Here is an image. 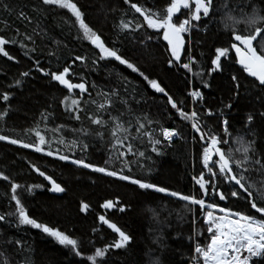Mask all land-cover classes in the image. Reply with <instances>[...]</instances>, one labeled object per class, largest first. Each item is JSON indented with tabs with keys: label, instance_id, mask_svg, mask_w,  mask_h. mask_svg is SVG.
Here are the masks:
<instances>
[{
	"label": "trees",
	"instance_id": "16d2710c",
	"mask_svg": "<svg viewBox=\"0 0 264 264\" xmlns=\"http://www.w3.org/2000/svg\"><path fill=\"white\" fill-rule=\"evenodd\" d=\"M76 2L86 14V22L102 34L109 46H115L149 78L157 79L175 100L183 102L181 107L185 110L197 107L188 92L199 89L203 93V100L199 104L215 114L203 119L214 130H219L220 120L226 118L230 122L233 136L245 135L246 139H250L244 125L246 116L254 115L256 119L251 127L260 137L257 147L264 148V120L259 117V113L264 111V89L259 88L258 82L254 83V78L249 77L235 63L234 51L224 61L222 72L203 76V80L210 84V87L205 88L200 77L187 73L178 65L169 66L167 61L171 57L166 50L167 42L163 40L162 32L156 34L155 30L146 28L135 33L121 31L118 25L122 19L142 20L123 0ZM135 2L162 10L167 0ZM216 2L218 7L223 4V0ZM5 4L11 11L4 9ZM20 11L26 13L30 22L19 18ZM221 16L218 13L215 20L204 21L207 24L206 31L202 27L199 31L193 29L191 37L184 34L182 62H187L188 55H191L199 61V67L205 70L210 67L215 47L227 46L229 43V35L223 28ZM73 19L67 10L43 6L40 0H0V35L17 41L5 46V50L15 57L14 60L9 61L0 55V95L10 93L8 101L0 99V112H6L3 119H0V135L34 142V134L26 135L25 131L36 127L39 122L40 131L51 142L50 148L49 145L44 146L46 151L60 149L74 158H83L99 166H105L104 161L111 155L113 162L109 167L119 168V164L114 162L115 153L110 147L112 140L108 128L91 125L83 112L81 121L71 119V114L60 104L63 96L68 94L66 89L37 71L34 62L39 60L41 67L51 71L71 64L75 73L71 77L73 82H79L83 78L89 85L95 83L98 89H118L121 96L128 99L136 114L147 113L152 120L158 122L153 125L157 135L160 127L175 128L181 133L183 139L162 144L159 155L151 151L146 138L143 143L134 142L136 148L144 151L150 159L130 157L133 160L139 159L144 165L143 168L134 166L130 175L148 179L183 194H198V185L192 177L197 176L201 170L199 156L202 148L199 142L193 141L195 133L190 124L180 119L167 104V98L163 94L156 93L148 86L147 81L125 65L113 59L97 60L93 65L92 60L97 59L95 53L98 50L81 38L77 28L72 25ZM17 30L22 34L32 35L35 42L23 40V36L17 35ZM148 35L153 38L141 45L139 41ZM22 40L27 44L26 49L20 47ZM25 51L28 52L27 56ZM50 52L53 54L49 55ZM77 55L86 57V61L72 64ZM24 71L30 72V75L21 77L20 73ZM232 75L238 77L241 85L238 96L233 95L234 86L230 79ZM16 79L22 80L21 85H15ZM92 97L95 98V91L92 92ZM87 98L85 94L84 99ZM229 103L232 104L231 109L225 107ZM83 107L86 112L95 111L91 104ZM120 111H124V107L117 104L112 114L117 115ZM42 113L48 116L46 121L41 119ZM124 118L128 119V116ZM60 125L65 126L62 131H51ZM81 127L90 129L93 133L102 132L103 139L72 132V129ZM78 135L80 140L89 145L87 152L67 147V143ZM59 137L65 138V145L56 143ZM33 164L52 175L66 191H48L50 185L32 170ZM0 171L25 187L45 185L43 188H35L31 193L24 191V188L19 190L29 215L38 222L56 227L75 238L83 253L82 256H76L70 248L60 245L53 237L28 225L18 226L14 218H8L10 222H0V252L5 253L11 264H90L86 258L92 254L94 247H103L117 238L111 229L99 221V215H105L133 237L127 248L113 249L107 254V264H155L157 260L159 264H188L193 247V239L190 237L194 238V231L203 233L199 237L201 244L207 242L206 225L203 224L198 206H194L190 212L183 207V202H178L175 198L153 192L143 193L128 182L59 161L31 148L0 141ZM253 179L258 177L253 176ZM9 188L8 182L0 180V215L13 211L14 202H10ZM221 189L227 190L224 185H221ZM106 199H119L126 206L125 211L120 212L117 208L109 212L100 207ZM212 199L209 198V202ZM81 201L90 205L87 212L80 211ZM218 203L237 210H248L242 200ZM178 213L183 219L178 218ZM193 216L196 217L195 225L191 222ZM16 240L22 241V244L17 246L14 243Z\"/></svg>",
	"mask_w": 264,
	"mask_h": 264
},
{
	"label": "snow or ice",
	"instance_id": "6c2138e0",
	"mask_svg": "<svg viewBox=\"0 0 264 264\" xmlns=\"http://www.w3.org/2000/svg\"><path fill=\"white\" fill-rule=\"evenodd\" d=\"M130 10L139 14L142 20L131 19L121 20L118 27L121 31L135 33L142 28L155 30L156 34L162 32V38L166 41V50L170 54L167 63L169 66L178 65L187 73L201 78L203 87L208 88L210 84L203 80L204 75L211 76L214 72L224 70V61L229 58L230 52L235 53L234 61L240 65L241 70L247 73L249 77L254 78V83L261 89H264V0H223V4L217 6L216 0H167L165 7L153 9L146 7L135 0H123ZM43 6H56L59 9L67 10L70 13L72 25L77 28L81 38L90 42L94 49L96 58L92 60L95 65L97 60L113 59L121 65H125L132 72L138 73L148 86L156 93L163 94L167 98V104L174 109L182 121L188 122L195 135L192 137L194 142L201 144L202 151L199 156V162L202 165L197 176L192 179L198 185V194H183L180 191H174L166 186L158 185L148 179L130 175L133 167L143 168L139 159L130 157H139L150 159L144 151H139L134 142L143 143L145 138L151 146L153 153L161 154L160 146L164 143L171 144L174 138L183 139L181 133L175 128L160 127L158 135L153 127L158 122L152 120L147 113L136 114L129 105L128 99L121 96L120 91L116 88H109L105 91L98 89L95 83L89 85L83 78L79 82H73L72 65H66L56 71L46 70L40 66L39 60L34 63L37 71L44 76L50 77L51 81L66 89L67 95L63 96L60 104L64 110L71 114V119L81 121V113H85L91 125L97 128H108L112 143L110 147L115 153L114 162L119 164L117 167H109L113 158L109 157L104 161L105 166H99L83 158H74L60 149L56 151L45 149V145L51 142L45 138L39 128V122L36 127L28 129L25 134L32 133L35 136L34 142H25L20 138H12L9 135H0V141H7L13 145H20L23 148H31L37 153H43L49 157H55L59 161L68 162L80 168L90 169L93 172L105 174L120 181L128 182L134 185L143 193L153 192L163 194L165 197L175 198L178 202H183V207L192 211L194 206H198L202 215L203 224L206 225L207 242L201 244L199 237L202 232L194 231L192 254L189 257L188 264H264V148H258L257 144L260 137L257 136L256 130L251 127L256 117L248 114L245 119V135L233 136L230 131V122L223 118L220 120L219 130H214L203 119L215 115L209 108L199 104L203 100V93L199 89H193L188 92L196 108L185 110L181 107L183 102L175 100L164 86L157 80L151 79L132 61L127 59L115 46H109L98 33L86 22V14L81 10L76 0H40ZM6 11H11L8 5H3ZM218 13H221L223 28L229 35L227 46H218L214 49V56L210 58V67L205 70L199 67V61L194 56L188 55L187 62H182V52L185 49V35L190 34L193 29L199 31L207 30L206 20H215ZM19 18L29 20L25 12L20 11ZM181 17H184L181 19ZM30 22V20H29ZM241 25L243 27H241ZM35 32V29L33 30ZM39 33H37L38 35ZM18 36H23V40L35 42L32 35L22 34L17 30ZM152 35L141 39L139 43L145 44L150 41ZM20 41L21 49H26L27 44ZM15 40H8L0 35V55L6 57L9 61L15 59L5 46L9 43H16ZM54 43H58L53 41ZM35 51V49H30ZM26 56L28 52L24 53ZM53 53H49L52 55ZM77 61L84 63L86 57L75 56L72 64ZM30 72L20 73L21 77H28ZM126 79V78H125ZM230 79L233 82V95H239L241 87L236 75ZM16 86L21 85L22 80L14 81ZM78 90V91H77ZM95 91V98L92 92ZM127 92V89H125ZM87 94V99H84ZM10 93L4 92L0 99L9 100ZM139 103V101H136ZM91 104L94 106V112H86L83 105ZM117 104L124 107V111L112 114V110ZM231 109L232 104L225 105ZM6 115V112H0V119ZM105 115L107 118H105ZM128 116V119L124 117ZM261 120H264V111L259 113ZM42 120H47L48 116L41 114ZM47 127V125H46ZM64 125L52 128V132H60ZM72 132L83 136L95 135L103 139V133L96 131L93 133L90 129L75 128ZM56 143L65 145L64 137H59ZM69 149L79 148L81 152H87L89 145L80 140L79 135L67 143ZM32 170L38 173L48 182L50 187L48 191L54 193L65 192L66 189L52 175L42 171L37 165L33 164ZM150 171V170H149ZM253 176L258 179H253ZM0 180L8 182L10 202H14L13 211L0 215V222H10L8 218H14L15 223L19 225H28L38 229L50 237H53L60 245L70 248L76 256H82L79 242L66 232L51 227L48 224L38 222L29 215L19 190L31 193L35 188H43V184L28 185L27 187L16 183L9 175L0 171ZM221 185L226 186V191L221 189ZM209 198H213L209 202ZM218 198V199H217ZM242 200L248 210H237L228 206H221L218 201ZM100 207L111 210L118 208L124 212L126 206L120 203L119 199H106ZM90 205L81 201L79 209L81 212H87ZM179 219H183L177 214ZM99 221L111 229L116 237L112 243L105 244L103 247H94L91 255L87 256L90 264H107L106 256L113 249H125L132 242L131 234L123 230L116 223L112 222L105 215H99ZM192 224H196V217H192ZM95 231V229H93ZM17 246L22 241L14 242ZM0 264H11L4 252H0ZM155 264H159L157 260Z\"/></svg>",
	"mask_w": 264,
	"mask_h": 264
},
{
	"label": "built area",
	"instance_id": "2783aa9c",
	"mask_svg": "<svg viewBox=\"0 0 264 264\" xmlns=\"http://www.w3.org/2000/svg\"><path fill=\"white\" fill-rule=\"evenodd\" d=\"M192 31H193V30H192ZM192 31H191L190 34H186V35H188L189 37H191V36H192ZM193 108H194V107H192V109H193ZM192 109H191V110H192ZM178 139H179V138H174V141H178Z\"/></svg>",
	"mask_w": 264,
	"mask_h": 264
},
{
	"label": "water",
	"instance_id": "95a60500",
	"mask_svg": "<svg viewBox=\"0 0 264 264\" xmlns=\"http://www.w3.org/2000/svg\"><path fill=\"white\" fill-rule=\"evenodd\" d=\"M238 65V64H237ZM238 66H240V65H238ZM115 209H117V208H113V209H111V210H108V209H105V210H107V211H112V210H115Z\"/></svg>",
	"mask_w": 264,
	"mask_h": 264
}]
</instances>
